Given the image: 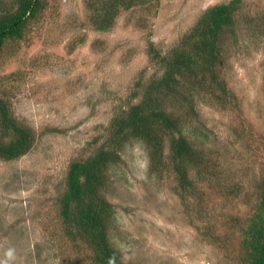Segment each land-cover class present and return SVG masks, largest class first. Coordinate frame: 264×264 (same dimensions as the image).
Masks as SVG:
<instances>
[{
	"label": "rangeland",
	"instance_id": "1",
	"mask_svg": "<svg viewBox=\"0 0 264 264\" xmlns=\"http://www.w3.org/2000/svg\"><path fill=\"white\" fill-rule=\"evenodd\" d=\"M229 1L117 5L114 21L100 29L111 0H41L22 38L5 40L0 90L35 140L24 156L0 160V264L74 257L95 264L92 251L77 250L61 230L58 197L68 166L104 141L137 82L161 74L152 50L167 53L207 8ZM241 2L220 38L217 71L229 97L206 84L190 89L183 106L166 101L202 154L189 168L196 193L179 194L166 158L150 170L144 144L134 140L108 172L101 192L113 209L107 233L123 264H242L227 246L234 232L227 221L244 220L264 175V0ZM168 148L167 141L164 157Z\"/></svg>",
	"mask_w": 264,
	"mask_h": 264
},
{
	"label": "trees",
	"instance_id": "2",
	"mask_svg": "<svg viewBox=\"0 0 264 264\" xmlns=\"http://www.w3.org/2000/svg\"><path fill=\"white\" fill-rule=\"evenodd\" d=\"M40 1L14 0L11 4L10 0H0V49L6 39L22 38L25 24L41 7ZM149 1L155 0H111L109 8H104L106 19L102 20L105 25L99 28L109 27L114 21L118 14L117 5L128 10L137 3ZM241 3V0H231L207 8L174 48L165 54L152 50L161 74L141 84L137 82L131 93V103L120 106L110 120L104 141L92 151L90 149L89 155L68 166L62 181L63 190L58 197L61 230L77 250L82 246L89 248L95 264H123L119 252L108 239L107 222L113 209L101 192L107 184L108 172L121 160L119 151L126 142L134 140L144 144L150 170L165 165L167 159L172 164L179 194H192L197 190L189 177V168L203 162L202 154L184 135L173 108L189 101L190 89L201 90L206 84L210 85L212 92L218 89L223 96L229 97L217 71L222 62L220 38L231 26ZM167 100L177 106L169 108ZM34 140L33 130L16 118L9 99L0 90V160L12 161L24 156ZM96 141L94 139L93 143ZM167 141L169 148L167 157H164V143ZM254 189V203L244 220L239 222L231 218L230 223L227 221V225L234 229L227 246L234 251V260L242 264H264V175L260 176ZM212 242H215L213 238ZM79 259L82 258L74 257L66 264H83Z\"/></svg>",
	"mask_w": 264,
	"mask_h": 264
}]
</instances>
